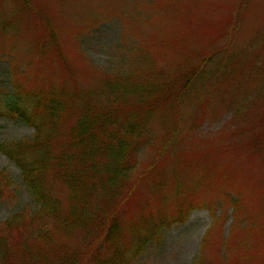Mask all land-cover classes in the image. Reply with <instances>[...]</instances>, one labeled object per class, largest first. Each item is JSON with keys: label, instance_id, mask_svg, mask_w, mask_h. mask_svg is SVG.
I'll return each mask as SVG.
<instances>
[{"label": "rangeland", "instance_id": "rangeland-1", "mask_svg": "<svg viewBox=\"0 0 264 264\" xmlns=\"http://www.w3.org/2000/svg\"><path fill=\"white\" fill-rule=\"evenodd\" d=\"M139 48L159 73L198 53L213 59L179 108L151 120L153 142L137 151L120 219L129 264H264V0H0V145L34 135L7 116L12 83L31 102L62 82L100 90L141 62ZM0 172L18 188L0 197L1 226L34 205L2 152ZM163 219L173 225L162 241L135 254ZM78 235L65 245L83 256L65 263L95 264L98 242Z\"/></svg>", "mask_w": 264, "mask_h": 264}, {"label": "trees", "instance_id": "trees-1", "mask_svg": "<svg viewBox=\"0 0 264 264\" xmlns=\"http://www.w3.org/2000/svg\"><path fill=\"white\" fill-rule=\"evenodd\" d=\"M48 32V43L40 51L56 36L50 27ZM137 51L141 62L103 79L100 90L62 82L44 89H49L42 92L46 98L35 95L37 102H31L12 83V94L4 98L7 116L32 127L34 135L32 141L3 143L0 152L16 164L34 206L13 212L0 226V264L79 263L84 251L65 245L75 234L77 242L85 241L83 235L98 242V251H92L99 253L95 264H129L120 248V219L135 191L125 193L137 151L153 142L151 120L162 110L179 108L213 59L198 53L196 62L159 73L157 59L142 54L144 49ZM15 192L12 177L0 172V197L10 199ZM172 225L164 219L153 223L135 254L160 243L163 229Z\"/></svg>", "mask_w": 264, "mask_h": 264}]
</instances>
